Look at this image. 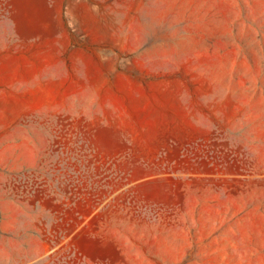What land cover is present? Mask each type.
Here are the masks:
<instances>
[{"label": "rangeland", "instance_id": "374dc122", "mask_svg": "<svg viewBox=\"0 0 264 264\" xmlns=\"http://www.w3.org/2000/svg\"><path fill=\"white\" fill-rule=\"evenodd\" d=\"M0 264H264V0H0Z\"/></svg>", "mask_w": 264, "mask_h": 264}, {"label": "bare ground", "instance_id": "6f19581e", "mask_svg": "<svg viewBox=\"0 0 264 264\" xmlns=\"http://www.w3.org/2000/svg\"><path fill=\"white\" fill-rule=\"evenodd\" d=\"M147 35V34H146Z\"/></svg>", "mask_w": 264, "mask_h": 264}]
</instances>
